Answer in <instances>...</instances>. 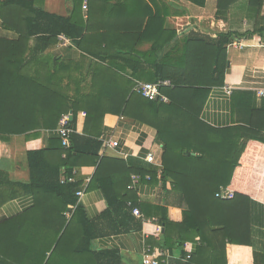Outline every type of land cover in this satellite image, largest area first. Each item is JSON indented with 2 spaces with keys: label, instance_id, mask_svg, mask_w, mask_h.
<instances>
[{
  "label": "trees",
  "instance_id": "trees-1",
  "mask_svg": "<svg viewBox=\"0 0 264 264\" xmlns=\"http://www.w3.org/2000/svg\"><path fill=\"white\" fill-rule=\"evenodd\" d=\"M193 1L200 6L206 3V0ZM237 1L218 0V15ZM249 2L261 9L264 0ZM37 5V0L0 2L3 9L17 6L32 12L33 16L26 19L29 33L34 31L37 18H47L56 21L53 23L57 27L49 30L54 36L64 34L76 45H81L89 28L87 25H81L77 17L61 23L62 19L40 7L37 9ZM160 7L156 6L150 16L145 15L143 22L138 23V28L142 29L141 39L148 38L149 29L162 16ZM77 8L78 5L75 11ZM4 22L7 27L18 29L7 19ZM258 31L263 32L264 27ZM164 33L166 36L152 39L148 52H138L141 67L135 69L137 74L133 77L147 82L169 80L171 85L162 87L169 102L144 98L134 90L132 81L121 100L110 102V111L156 128V141L162 146L163 182L170 181L173 190L181 193L187 204L180 222L170 219L166 207L143 205L149 215L159 216L158 222L164 229L160 238L149 239L148 245L168 249L172 255L179 254L182 261L187 254L184 245L199 238L198 251L190 264H228L227 243L249 245L250 196L245 183H238L237 179L242 169L250 171L245 160L249 144L264 145L263 128L258 124V119L264 118V107L253 111L249 127L215 128L201 119V112L211 88L224 84L227 45L248 33L218 31L213 36L202 35L194 29L185 31L176 41L175 30ZM49 39L46 38L47 42ZM178 42H183L179 51ZM22 53L18 43L0 39V142L13 135L37 137V129H57L62 115L71 112L73 120L69 126L74 132L69 148L62 145L59 137L50 140L43 149L28 151L30 182L27 191L34 194L35 205L26 213L0 224V264H101L108 257L117 259L118 252L95 248V226L76 196L80 184L61 182L73 174L81 158L88 157L96 163L100 160L99 151L104 146L99 139L101 130L90 129L96 120L95 111L87 109L85 132L77 133L80 109L76 97L71 98L62 88L38 82L37 71L31 72L29 61L25 55L21 56ZM98 75L94 70L91 81H96ZM101 75L110 86L118 73L106 68ZM37 99L41 107L38 116ZM99 173L94 180L104 192L113 215L117 207L123 208L125 202L133 198L129 194L126 197L115 194L113 198V182ZM222 188L234 190V198L217 197ZM67 212L71 214L70 219L65 216ZM211 248L216 251L211 252ZM205 255L207 260L202 258Z\"/></svg>",
  "mask_w": 264,
  "mask_h": 264
},
{
  "label": "crops",
  "instance_id": "crops-1",
  "mask_svg": "<svg viewBox=\"0 0 264 264\" xmlns=\"http://www.w3.org/2000/svg\"><path fill=\"white\" fill-rule=\"evenodd\" d=\"M37 2V9L40 7L59 17L63 20L61 23L77 17L81 25H87L89 28L81 45H76L64 34L54 36L49 30L57 27L53 23L56 21L47 18H37L34 31L29 33L26 19L33 16L32 12L17 6L0 7V39L19 44L24 53L21 56L25 55L29 61L28 68L31 72L37 71L38 82L62 88L71 98L76 97L80 109L77 133L85 132L86 111L91 109L95 111L96 120L90 129L101 130L99 139L104 143L118 142L114 148L102 146L98 163L88 157L81 158L80 165L74 169V183L85 189L79 203L95 226V248L118 252L119 258L108 257L101 264H143L142 255L149 246L148 240L160 238L164 230L158 222L159 216L149 215L143 205L166 207L170 219L180 222L187 204L182 194L173 190L170 181L163 182L162 146L156 141V128L110 111V102L121 100L132 81L134 90L138 83L147 82L133 77L135 69L141 67L137 55L148 52L152 39L166 36L164 31L175 30V41L185 31L194 29L202 35L213 36L218 31L248 33L227 45L224 84L211 88L201 119L215 128L249 127L253 111L264 107V96L260 95V91H264V31H258L264 27V2L258 9L249 0H239L221 15H218V0H206L203 6L193 0H89L87 10L83 8L84 0ZM156 6H161L162 16L149 29L148 38L141 39L142 29L138 28V23L150 16ZM3 19L17 25L18 29L7 27ZM61 36L70 39V43H65ZM46 38L51 40L47 42ZM182 47L183 42H178L177 51ZM106 68L118 73L110 86L101 75ZM94 70L99 75L96 81H91ZM40 112V100L37 99V116ZM263 119H258V124L262 126L264 136ZM37 133V137L13 135L0 142V224L26 213L35 205L34 194L27 191L30 182L28 151L43 149L50 140L59 138L58 128L37 129ZM249 148L245 160L250 171L242 169L237 179L240 180L238 183H245L246 193L250 196L247 213L249 245L226 242L228 264H264V145L252 143ZM150 153L155 155V162L147 160ZM97 173L113 182V198L115 194L119 197L129 194L133 198L128 199L123 208L117 207L113 215L104 192L95 183ZM133 175H139L141 180L129 188ZM133 208H138L143 217L134 215ZM65 216L71 218L68 212ZM198 241L199 238L187 242L183 249L194 255L198 251ZM211 249L213 253L216 251ZM202 258L207 260L208 256ZM210 258L212 260V256ZM180 263L184 264L180 255L175 254L161 264Z\"/></svg>",
  "mask_w": 264,
  "mask_h": 264
},
{
  "label": "built area",
  "instance_id": "built-area-1",
  "mask_svg": "<svg viewBox=\"0 0 264 264\" xmlns=\"http://www.w3.org/2000/svg\"><path fill=\"white\" fill-rule=\"evenodd\" d=\"M88 2L89 0H84L83 8L85 10L88 9ZM61 38L64 40L65 43H70V39L66 38L65 36H61ZM171 85V82L169 80H160L158 82H140L137 84L135 91L142 95L144 98L151 100V101H158V102H169V97L163 93L162 87L163 86H169ZM260 95L264 96V91H260ZM70 115L71 113L63 114L59 123V137L62 140V145L65 148H69L71 146V136L74 130L69 126L70 122ZM110 146V147H117L118 142L117 141H106L104 145ZM147 160L149 162H155L156 158L153 153H150L147 156ZM75 175L76 171L74 170L73 174L66 178H63L61 180L62 183H74L75 181ZM141 180V177L139 175H133L132 176V185L129 186V188H133L137 183H139ZM85 193V189H78L76 191V196L78 199H80ZM217 197L221 199H233L235 196V193L233 190L229 188H222L220 192L216 194ZM129 206H132V203H128ZM134 215L142 218L143 214L138 208H133ZM161 227L159 226V230ZM173 255L170 253L168 249H163L160 247H151L148 246L142 255V261L143 264H161L165 263L169 260ZM192 253L188 252L184 258H182V261L184 264H190L192 260Z\"/></svg>",
  "mask_w": 264,
  "mask_h": 264
},
{
  "label": "water",
  "instance_id": "water-1",
  "mask_svg": "<svg viewBox=\"0 0 264 264\" xmlns=\"http://www.w3.org/2000/svg\"><path fill=\"white\" fill-rule=\"evenodd\" d=\"M70 120H73V114L70 115ZM194 154V153H193ZM195 155V154H194Z\"/></svg>",
  "mask_w": 264,
  "mask_h": 264
}]
</instances>
